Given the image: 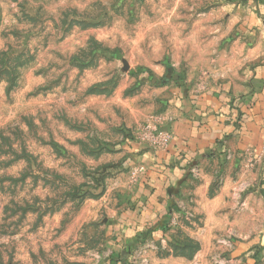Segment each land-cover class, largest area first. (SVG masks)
Wrapping results in <instances>:
<instances>
[{
	"label": "rangeland",
	"instance_id": "1",
	"mask_svg": "<svg viewBox=\"0 0 264 264\" xmlns=\"http://www.w3.org/2000/svg\"><path fill=\"white\" fill-rule=\"evenodd\" d=\"M221 7L222 0H0V264H99L108 254L113 214L88 211L87 191L125 173L126 134L143 143V127L163 115H140L150 90L144 65L159 39L170 64L174 35L211 37ZM187 208L174 227L188 225L194 235L177 229L183 234L166 254L205 249L201 220ZM227 246H214V264H228ZM76 254L87 260L71 261ZM129 263L157 264L140 256Z\"/></svg>",
	"mask_w": 264,
	"mask_h": 264
},
{
	"label": "crops",
	"instance_id": "2",
	"mask_svg": "<svg viewBox=\"0 0 264 264\" xmlns=\"http://www.w3.org/2000/svg\"><path fill=\"white\" fill-rule=\"evenodd\" d=\"M215 17L221 23L211 37L174 35L170 64L159 39L144 65L151 69L143 77L150 90L140 115L163 114L173 139L156 151L127 133L126 172L87 191L88 211L113 214L104 240L109 252L99 264H130L137 256L157 264H214L219 243L229 245L224 263L264 264V0H222ZM138 166L146 172L132 180ZM183 208L205 232V249L190 258L163 252L183 234L177 229L190 228L172 225Z\"/></svg>",
	"mask_w": 264,
	"mask_h": 264
},
{
	"label": "built area",
	"instance_id": "3",
	"mask_svg": "<svg viewBox=\"0 0 264 264\" xmlns=\"http://www.w3.org/2000/svg\"><path fill=\"white\" fill-rule=\"evenodd\" d=\"M165 119L161 115L155 116L142 129V142L150 146L153 150L159 151L166 149L172 142L173 136L165 126ZM146 172L145 166H138L131 170L132 180H136ZM178 217L175 216L172 225H178Z\"/></svg>",
	"mask_w": 264,
	"mask_h": 264
},
{
	"label": "trees",
	"instance_id": "4",
	"mask_svg": "<svg viewBox=\"0 0 264 264\" xmlns=\"http://www.w3.org/2000/svg\"><path fill=\"white\" fill-rule=\"evenodd\" d=\"M125 264V263H124Z\"/></svg>",
	"mask_w": 264,
	"mask_h": 264
}]
</instances>
